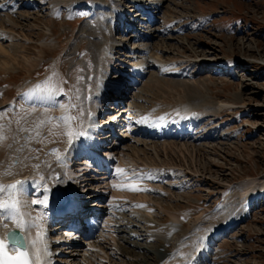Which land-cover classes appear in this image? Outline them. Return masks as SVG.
<instances>
[{"label": "bare ground", "instance_id": "1", "mask_svg": "<svg viewBox=\"0 0 264 264\" xmlns=\"http://www.w3.org/2000/svg\"><path fill=\"white\" fill-rule=\"evenodd\" d=\"M18 1L0 0V56H19V59H22V64L29 69L43 55H37V60L36 57L31 56L33 60L28 56V58L24 57V44L19 42L17 45L21 47L16 48L13 45L3 46L2 42L7 40L13 43L17 42L16 34L25 37L22 34L23 28L29 23L24 25L21 22L22 20L31 21V25L35 26L34 22L38 17L34 12V15L29 14V16L26 13H17V9H29L34 6L37 8L39 2L36 5L33 0H24L19 3ZM59 2L64 5H74L73 8L85 7L93 10L91 15L93 23L90 20L89 26L79 30L77 32L79 36L76 39L79 41L82 37V42L86 40L90 45V55L93 61L88 62L90 57L86 52H82L81 55L85 59L84 62L91 64L90 67L88 65V71L92 74L96 70L93 79L94 87L89 96H86L87 99L90 97L89 102L84 101L87 94L85 89L87 85H83V88L80 85L81 87H77L76 91L63 92L60 89L48 88L41 81L24 88L16 97L15 104H12L13 101L8 103L1 100L3 103L0 106V113L2 114L0 116V204L11 205L13 202H18L17 207L20 215L0 209V264H24L25 261L28 264H108L107 262L112 263L113 260L119 257H122L126 264H147L144 260L138 261L140 258L136 261L129 258L131 255L127 253L128 250L123 251L121 242H118L119 233L125 231L124 229L129 231L130 237H140V233H136L138 224L144 228L142 231H145L144 236L148 240L159 242L157 248L161 254L155 264H207L208 258L203 253L207 249L205 244L210 243L208 241H210L211 236L219 233L220 228H228L245 218L243 215L244 209L250 206L255 198H259L264 193V191L262 192L264 172L259 176L248 177L235 183L225 192L221 204L213 214L196 213L193 215L189 210H180L172 214L170 221L168 220L153 228L152 222L158 214L153 210L154 201L149 195L152 192L151 186L154 189L153 180L157 176L154 172H150L151 168L139 165L138 161L140 160V152H146V143V145H149L148 143L152 144L149 146L155 153L158 152V147L163 152L171 151L172 148L181 152L189 151L190 148L194 150L196 147L195 141L221 138L226 133L223 132L219 135L217 130L221 125L228 123V120L223 122L221 120L216 125L209 124L210 120L216 116L214 115L215 111L213 112L209 108L210 101L206 99L205 95L199 97L194 90L195 87L205 90L209 88L210 83H215L209 77L199 80V77L208 71L214 59L211 62H208L207 59L200 61L196 58L193 61L190 59L182 61L176 57L172 58L171 61H167L164 54L158 52L153 54L156 48L153 46V42L148 41L150 44L147 45L146 40H153V37L161 36L164 30L167 32L175 30H169L167 27L147 29L145 23L151 20V14L147 11L150 12V7L151 11L159 10L163 4L158 1L110 0L111 5H115L117 8L111 9L112 11L107 16L104 15L105 13L100 14V17H106V25L104 20H96L99 16L98 10L104 8V5L100 2L97 3L96 0H91L88 3L77 2L71 4L70 0L45 1L43 8L49 9L52 4H60ZM123 3L128 7L124 12ZM141 6H144L145 9ZM131 8H135L134 17L141 16L140 19L145 21L144 24L143 21H141L142 23L139 20L135 21L139 23L141 30L134 29L133 32L129 27L125 35L127 37L124 40L109 35L108 30L112 28L115 30L119 26V30L121 25H123L122 28L127 27L128 24H125L124 20ZM139 9L144 12L142 15H140L141 13L137 14ZM129 25L132 26L131 23ZM168 37L166 39H169ZM125 40L127 42L142 43L143 47L133 46L130 48L127 46V48L124 44ZM105 41H107V44ZM166 43L167 41L164 40L165 46L171 44ZM142 44L140 45L142 46ZM159 50L164 51L161 48ZM99 51L101 55L96 57ZM186 51L191 52L196 57L197 52L202 56L210 53L204 50H193L192 47ZM145 52L150 53V55L144 56L143 61H137L139 57L137 60L135 59L139 54ZM134 53L138 54L134 55ZM38 54H41V51ZM148 57L153 59L152 62L157 63H150ZM140 58L142 59V57ZM5 60L3 58L0 60V70L7 71L9 69L8 62H5ZM141 63L146 65L144 66ZM196 65L202 67L200 71L190 72ZM151 67L157 69L158 76L156 75L154 79L150 78L152 80H144L149 68L152 70ZM147 68L148 70H145ZM85 69L87 70V67ZM91 69H93L92 72ZM183 74L188 79L180 84L179 90H177V85L170 83L171 81L165 78L166 75L182 76ZM88 76L89 74L86 78ZM141 81L146 94L147 92H157L161 94L160 97L164 96L163 94L169 96L174 91H179L181 94L176 93L178 98L175 100V104L163 108L160 104H157L148 111L129 110L131 105L123 104L125 99L123 102L118 103L113 101L120 99L119 95L123 94V90L129 87V82L141 85ZM99 87L104 88L107 93L114 90V93L111 94L112 102L109 101L108 97L106 101L102 99V95L100 96L97 92ZM199 98L204 100V103L201 102L199 106L208 114H198L197 111L199 112L200 108L190 104L191 101L192 103L193 101L196 102ZM132 99L137 101V107L141 108L143 106V101L141 102L136 97ZM85 104L90 105V107L83 114ZM235 105L233 102L219 101L216 104V109L221 111L224 108H245L247 102L241 101V106ZM100 106H106L101 115L92 113ZM75 111H79L78 116L75 115ZM129 112L140 116L137 118L133 116L136 119L124 116V113ZM89 113H92L97 122H100L102 117L106 115L116 117L117 132L115 135L118 137L115 138L114 133L112 135L109 130L99 133L100 128L97 124L93 123L94 125H92L88 122V125L85 126ZM75 118L82 121V124L78 125L79 121ZM196 120H198L197 123H194ZM202 124L204 125L200 133L196 129ZM175 127L176 130H173ZM83 129L89 133V136L84 135L85 131ZM189 130H191L190 134ZM120 131L123 133H120ZM125 132L137 136L139 134L142 138L137 137L134 139L133 145L129 148L123 142L127 136ZM216 132L217 134L214 136ZM93 134L103 139L110 138L114 141V145L98 143L93 138ZM150 139H153V141H147ZM176 173L174 170L170 171V174H172L171 181L166 182L165 185L181 189V186L176 185L177 178L179 179L181 173H179L180 175L178 172ZM18 178L21 179L19 181L22 182L21 184H17L16 180ZM158 180L160 181V179ZM10 185H16V188H11ZM158 187L160 188L161 185ZM159 190L154 191L160 192ZM90 198H94V201H91V204L85 203ZM81 203L86 206L81 208ZM71 204H73L76 212L92 213L90 207H94L97 217L104 221L100 231L90 240L73 238L76 234L69 232L67 229L64 231L59 229L65 235L55 234L56 229L60 227L58 224L53 225L51 223V221L57 219L55 211L70 210L68 214H73ZM57 220L61 221L59 218ZM190 221L192 225L191 232L198 229L207 230L206 238L203 234L196 236L197 238L204 237V240H198L192 244L193 239L189 238L191 239L189 241L187 235L181 233L189 226L185 229H181V227ZM21 223L23 226L18 227ZM55 226L56 228H54ZM11 228H17L24 234L26 240L24 250H19L17 247L4 243L5 233ZM201 232L194 233L199 235ZM180 234L181 236H179ZM160 242L163 245L161 252L159 249L161 247L159 246ZM199 243L200 245H198ZM167 245L171 247L167 249ZM203 257L204 259H202Z\"/></svg>", "mask_w": 264, "mask_h": 264}, {"label": "rangeland", "instance_id": "2", "mask_svg": "<svg viewBox=\"0 0 264 264\" xmlns=\"http://www.w3.org/2000/svg\"><path fill=\"white\" fill-rule=\"evenodd\" d=\"M21 1L24 0H19L18 3ZM33 1H35L36 5L39 2L37 8L36 6L29 9L20 8L17 9V13H26L28 15H34L35 13L38 17L35 20L36 22H34L35 26L31 25V21L26 22L22 20L21 22L24 25L29 23L23 28L22 34L25 37L16 34L17 42L13 43L9 40L2 42L3 46L8 47L13 45L16 48L21 47L17 45L19 42L24 44V57L28 56L30 59L36 57L37 60L39 55L43 56L40 57L39 61H35L32 67L27 69L28 67L22 64V59H19V56L8 57L1 54L3 57L0 56V60L2 58L6 59L5 62H8L9 69L7 71L1 69L3 72L0 70V106L3 103L1 100H5L8 103L13 101L12 104H15L16 97L21 91L29 85L36 84L37 81L44 82L48 88L60 89L63 92L76 91L80 85L82 88L83 85H87L85 87L87 94L84 101L89 102L90 97L87 99L86 96H89L94 87L93 79L96 70L93 71L91 69V72L93 71L94 74L88 71V65L89 67L91 65L88 62L93 61L90 55V45L86 40L82 42V37H80L79 41L76 37L79 36L77 33L79 30L85 26H89L90 20L93 23V19L91 18L93 10L86 9L85 7L73 8L74 5H64L61 2H59L60 4H52V7L49 9H44V2L52 0ZM89 1L91 0H70V4L77 2L88 3ZM151 1H158L163 4V8L161 7L162 9L152 11L151 7L150 9L147 8L150 10L147 13L151 14L150 21L145 23L144 19H140L141 16L134 17L135 15H133L134 12L132 11L135 8H131L124 23L126 24V21L134 19V22L138 20L140 22L143 21V24L145 23L149 30L155 27L159 29L166 27L169 30L175 29L176 31L170 32L164 30L165 33L163 32V35L153 37V40H146L147 45L153 42V46L157 49V51L155 49L153 54L156 52L164 54V58L167 61H171L172 58L176 57L182 61L187 59L193 61L194 58L200 61H205L206 59L208 62L213 61L212 59L217 61L215 63L213 61L208 71L199 77V80L209 77L215 83H210L208 89L203 90L195 87L194 90L199 97L205 95L206 99L210 101L209 108L213 112L215 111L214 115L216 116L210 120L209 124L213 123L212 125H216L221 120L222 122L228 120L227 125L223 124L217 130L219 135L226 132L221 138L195 141L196 147L194 150L190 148L189 151L179 152L175 148H172L171 151L163 152L158 147V152L155 153L150 148L151 146H149L152 144L148 143L149 145H146L147 143L145 144L144 142L146 152H140L138 163L139 165L151 168L150 172H154L157 176L156 180H153L155 184L154 189L151 186L152 192L149 195L154 201L153 210L158 214L152 222V227L155 228L168 221L173 213L180 210H189L193 215L196 213L213 214L221 204L225 192L235 183L243 181L248 177L259 176L264 172V0ZM96 2L104 5V8H101L104 11L99 9V16L95 19L104 20V24L106 25L107 19L105 16L110 14L111 9H116L117 7L111 5L110 0H96ZM123 7L124 12L128 7L124 3ZM141 8L145 9L144 6H141ZM137 13H141L140 15H142L144 12L139 9ZM100 14H104L105 16L100 17ZM137 24L139 25L138 22ZM122 26H120L119 30V26L115 30L113 28L108 30L109 35L124 40L127 37L125 36L127 28H122ZM139 29L141 30L140 25L137 26V30ZM131 30L135 31L134 29ZM82 31L84 32V29ZM166 37L169 39H166ZM164 40L167 41L166 44H171L165 46ZM105 43L107 44V41ZM132 43V41L127 42L125 40L124 44L130 48L133 46L143 47L142 43ZM168 46L169 48H167ZM183 47L186 48L184 49ZM191 47L193 50H204L210 53L202 56L197 52L196 57L191 52L186 51ZM160 48L164 49V51L159 50ZM43 50L44 52H42ZM38 51H41V54H38ZM82 52H86L90 57L89 61L87 60L88 62H84L85 59L81 55ZM147 52L139 54L136 58L134 56V58L137 60L139 57L137 61H143L144 56L150 55ZM72 54L75 55L73 56ZM137 54L134 53V55ZM99 55H101L100 51L96 57ZM120 58L122 59L121 56ZM148 60L150 63H157L152 62L151 60L153 59L151 57H148ZM76 64L78 65L76 66ZM142 65L145 66L146 64L143 63ZM86 67L87 70L85 69ZM201 68V66L196 65L190 72L200 71ZM155 69L154 67L152 70L150 68L149 70L148 68L145 69L148 71L144 80L156 78L158 71ZM88 74L89 76L86 78ZM165 78L171 81L170 83L177 85V90H179L180 84L188 79L185 77V74L182 76L166 75ZM129 83V87L123 90V94L119 95L120 99L115 103L123 102L125 99L126 102L129 101L130 103L127 102L126 104L124 101L123 104H130L129 110L131 111H138L139 109V111H148L149 109L151 110V107L157 106V104H160L162 108L173 105L178 98L176 93H180L179 91H174L169 96L163 94L164 96L160 97L161 94L157 92H147L146 94L145 88L141 84L143 83L142 81L140 82L141 85ZM165 83L169 84L168 82ZM133 97H136L141 102L143 101L141 108L137 107L138 103L132 99ZM219 101L233 102V104L238 106H241V101H246L247 106L245 108H224L221 109L223 111L221 112L219 109H216V104ZM201 102L204 103V100L199 98L196 102L193 101L192 103L191 101L190 104L200 108L199 112L197 111L198 114H208L207 111H203V108L199 106ZM88 107L90 105L85 104L83 114ZM77 113L79 114V111H75L76 116H78ZM0 116H2L1 113ZM124 116L136 119L140 115L129 112L124 113ZM75 119L79 121L78 125L82 124V121L78 118ZM197 121L194 123H197ZM203 125L199 126L196 130H199L201 133ZM173 130H176V127ZM120 133L123 132L120 131ZM190 133L191 130H189ZM125 134L127 136L125 135L126 139L123 142L129 148L133 145L134 139L137 137L142 138L139 134L138 136L126 132ZM216 134L217 132L214 136ZM147 141H153V139ZM171 170H174L175 173L178 172V174L181 173V175L179 174L180 176L178 175L179 179L177 178L176 183V185L181 186V189L165 185L166 182L171 181ZM159 185H161L160 188L158 187ZM154 190H159L160 192ZM91 201H94V198L87 199L85 203L89 204ZM243 215L245 218L230 225L228 228H220L221 231L219 233L211 236L210 241H208L210 243L205 244L207 249L203 253L208 258L207 264H264V193L259 198H256L249 207L244 209ZM54 224L56 225V222H53ZM137 226L139 228L137 227L136 233H140V237H130L129 231L124 229L125 231L119 233L118 242H121L123 251L128 250L127 253L131 255L129 258L132 260L136 261L140 258L138 261L144 260L147 264H155L156 261L158 262V257L161 254L157 248L159 242L157 240H148L144 236L145 231H142L144 228L140 224ZM191 226V221L184 224L181 229L188 228L182 230L181 233L186 234L188 239H193L194 242L191 241L192 244L198 240H204L207 230L198 229L191 232ZM198 231H202L203 233L195 235ZM59 232L60 230H56L55 234H62ZM202 234L204 237H196ZM209 234L211 235V233ZM159 246H161L159 247L161 252V249H163L162 242H160ZM170 247V245L166 246L167 249ZM119 258L113 260L112 263H107L126 264L122 260V257Z\"/></svg>", "mask_w": 264, "mask_h": 264}, {"label": "water", "instance_id": "3", "mask_svg": "<svg viewBox=\"0 0 264 264\" xmlns=\"http://www.w3.org/2000/svg\"><path fill=\"white\" fill-rule=\"evenodd\" d=\"M20 180L21 179L18 178L16 180V182H19ZM10 235H14L15 239L14 240L10 239ZM6 239L9 243H11L17 247L24 248L26 246L25 237H24L23 233L17 228H12V229L7 230Z\"/></svg>", "mask_w": 264, "mask_h": 264}, {"label": "snow or ice", "instance_id": "4", "mask_svg": "<svg viewBox=\"0 0 264 264\" xmlns=\"http://www.w3.org/2000/svg\"><path fill=\"white\" fill-rule=\"evenodd\" d=\"M22 182H17V184H21ZM11 188H16V185H10ZM136 190V189H133ZM18 202H13L11 205L9 204H0V209L7 210L8 212H14L16 215H20L19 208L17 207ZM23 224H19L18 227H22ZM10 239H15L14 235H10ZM24 264H28L27 261L24 262Z\"/></svg>", "mask_w": 264, "mask_h": 264}]
</instances>
